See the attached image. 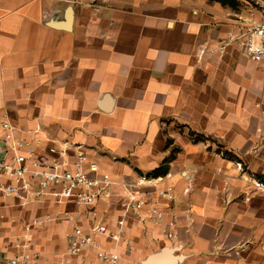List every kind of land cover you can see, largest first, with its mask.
<instances>
[{
    "label": "crops",
    "instance_id": "obj_1",
    "mask_svg": "<svg viewBox=\"0 0 264 264\" xmlns=\"http://www.w3.org/2000/svg\"><path fill=\"white\" fill-rule=\"evenodd\" d=\"M251 2L0 0V117L27 138L86 144L121 182L154 177L171 156L158 177L175 189L176 237L132 216L120 264L166 248L183 264H264V191L235 165L264 176V59L229 40L238 17L262 21L264 0ZM112 191L98 204L108 225L123 188ZM66 211L72 220L54 217ZM79 213L74 200L0 193V247L28 235L40 264H79L66 238L86 225Z\"/></svg>",
    "mask_w": 264,
    "mask_h": 264
},
{
    "label": "built area",
    "instance_id": "obj_2",
    "mask_svg": "<svg viewBox=\"0 0 264 264\" xmlns=\"http://www.w3.org/2000/svg\"><path fill=\"white\" fill-rule=\"evenodd\" d=\"M238 21L239 33L237 36L230 34L229 40L238 41L249 60H263L264 5L262 21L254 22L244 17H238ZM235 165L241 174H247V180L255 190L264 191V176L247 172L241 162H235ZM117 185L123 188L119 214L112 225H108L99 214L98 204L112 197V188ZM0 193L24 201L47 196L74 200L86 225L74 227L66 238L69 254L72 260H79V264H93L87 261L85 253L103 264H120L121 246L132 248L131 238L126 232V224L132 216L144 226L150 224L162 230L168 240L176 237V193L174 186L164 178L121 182L100 169L86 144L45 136L39 131L33 139L27 138L14 126L7 113L0 117ZM163 201L168 203L167 210L162 205ZM74 215V212L66 211L55 213L54 217L72 220ZM41 223L27 224L26 232ZM107 239L111 240V246L106 244ZM40 260L41 254L32 247L28 235L18 240L12 251L0 247V264H40ZM137 264L144 263L138 261Z\"/></svg>",
    "mask_w": 264,
    "mask_h": 264
},
{
    "label": "water",
    "instance_id": "obj_3",
    "mask_svg": "<svg viewBox=\"0 0 264 264\" xmlns=\"http://www.w3.org/2000/svg\"><path fill=\"white\" fill-rule=\"evenodd\" d=\"M173 249L166 248L159 253L153 254L143 261L144 264H177L181 261L180 257L172 255Z\"/></svg>",
    "mask_w": 264,
    "mask_h": 264
},
{
    "label": "trees",
    "instance_id": "obj_4",
    "mask_svg": "<svg viewBox=\"0 0 264 264\" xmlns=\"http://www.w3.org/2000/svg\"><path fill=\"white\" fill-rule=\"evenodd\" d=\"M222 4H229L233 7H235L237 5V0H216ZM171 156L165 161V164L162 165L160 168H158L157 170H155V172L153 173L154 177H158V176H164L167 174L168 172V163L170 161Z\"/></svg>",
    "mask_w": 264,
    "mask_h": 264
},
{
    "label": "rangeland",
    "instance_id": "obj_5",
    "mask_svg": "<svg viewBox=\"0 0 264 264\" xmlns=\"http://www.w3.org/2000/svg\"><path fill=\"white\" fill-rule=\"evenodd\" d=\"M248 1H250V2H251V0H248ZM251 3H254V2H251Z\"/></svg>",
    "mask_w": 264,
    "mask_h": 264
}]
</instances>
